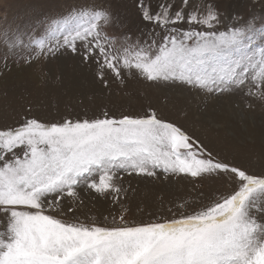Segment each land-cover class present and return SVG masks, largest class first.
<instances>
[{
  "label": "snow or ice",
  "instance_id": "1",
  "mask_svg": "<svg viewBox=\"0 0 264 264\" xmlns=\"http://www.w3.org/2000/svg\"><path fill=\"white\" fill-rule=\"evenodd\" d=\"M148 30L109 35L103 5L74 4L22 32L3 33L0 58L31 63L65 53L109 73L208 98L264 102V15L225 16L215 0H137ZM38 26L43 28L37 38ZM7 67V63L4 65ZM226 180L230 191L147 222H83L66 200L81 190L121 205L125 175ZM190 208L191 210H187ZM69 214H72L71 217ZM0 264H264V171L221 158L155 110L0 129Z\"/></svg>",
  "mask_w": 264,
  "mask_h": 264
},
{
  "label": "rangeland",
  "instance_id": "2",
  "mask_svg": "<svg viewBox=\"0 0 264 264\" xmlns=\"http://www.w3.org/2000/svg\"><path fill=\"white\" fill-rule=\"evenodd\" d=\"M155 9L159 0H146ZM225 16L264 15V0H215ZM98 4L108 9L116 23L105 31L109 35L129 33L133 39L148 30L140 18L137 0H0V54L6 43L3 33L22 32L27 42L34 22L57 17L74 4ZM43 28L38 26L37 38ZM13 56L0 58V129L18 127L24 119L43 123L64 119H93L105 112L110 115H139L155 110L163 119L174 122L198 138L221 158L252 172L264 171V102L247 97L223 95L208 98L196 90L165 87L126 77L120 84L110 73L108 86L97 76L95 63H84L80 56L65 53L56 58L33 60ZM7 63V67H5ZM9 68V69H8ZM127 189L121 205L111 198H97L90 190H81L80 201L66 200L75 216L83 222L104 217H119L135 222L170 218L173 211H183L181 204L196 206L208 198L230 191L226 180L176 175L159 178L125 175ZM187 210H191L188 208ZM70 217L72 214H69Z\"/></svg>",
  "mask_w": 264,
  "mask_h": 264
},
{
  "label": "bare ground",
  "instance_id": "3",
  "mask_svg": "<svg viewBox=\"0 0 264 264\" xmlns=\"http://www.w3.org/2000/svg\"><path fill=\"white\" fill-rule=\"evenodd\" d=\"M9 69V68H8Z\"/></svg>",
  "mask_w": 264,
  "mask_h": 264
}]
</instances>
